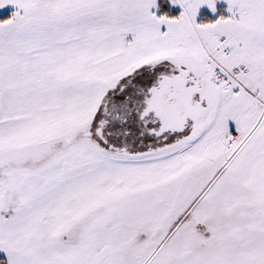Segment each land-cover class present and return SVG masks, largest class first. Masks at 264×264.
<instances>
[{"label":"snow or ice","instance_id":"1","mask_svg":"<svg viewBox=\"0 0 264 264\" xmlns=\"http://www.w3.org/2000/svg\"><path fill=\"white\" fill-rule=\"evenodd\" d=\"M0 264H264V0H0Z\"/></svg>","mask_w":264,"mask_h":264},{"label":"rangeland","instance_id":"2","mask_svg":"<svg viewBox=\"0 0 264 264\" xmlns=\"http://www.w3.org/2000/svg\"><path fill=\"white\" fill-rule=\"evenodd\" d=\"M10 11V10H9Z\"/></svg>","mask_w":264,"mask_h":264}]
</instances>
